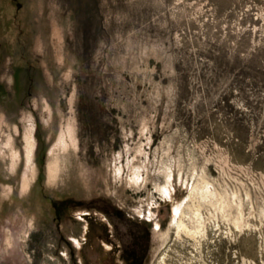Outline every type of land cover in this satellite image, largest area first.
<instances>
[{"label":"rangeland","instance_id":"rangeland-1","mask_svg":"<svg viewBox=\"0 0 264 264\" xmlns=\"http://www.w3.org/2000/svg\"><path fill=\"white\" fill-rule=\"evenodd\" d=\"M161 257L264 264V0H0V264Z\"/></svg>","mask_w":264,"mask_h":264},{"label":"bare ground","instance_id":"bare-ground-1","mask_svg":"<svg viewBox=\"0 0 264 264\" xmlns=\"http://www.w3.org/2000/svg\"><path fill=\"white\" fill-rule=\"evenodd\" d=\"M28 156H30L29 152ZM188 197L190 202L185 203V208L173 207V211L177 212L175 221L176 235L179 236L183 233L197 239L206 236L210 212L207 211L205 212L206 214H203L201 206L204 204L216 207L220 216L230 219L235 227L240 228L242 226L240 200L236 197L235 192H231V195H228L225 190H211L206 186L197 187L195 185L190 189ZM232 208L234 212H232ZM164 236H166V232H164ZM157 264L167 263L161 257Z\"/></svg>","mask_w":264,"mask_h":264}]
</instances>
